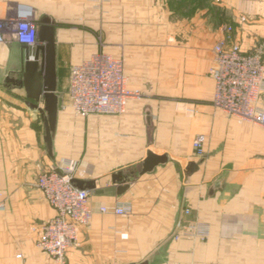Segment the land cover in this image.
Instances as JSON below:
<instances>
[{
  "label": "crops",
  "instance_id": "crops-1",
  "mask_svg": "<svg viewBox=\"0 0 264 264\" xmlns=\"http://www.w3.org/2000/svg\"><path fill=\"white\" fill-rule=\"evenodd\" d=\"M17 7L32 10L38 28L48 19L54 29L58 104L49 154L43 117L11 83L28 51L4 34L0 264H54L35 245L38 228L54 216L36 180L61 160L76 163L75 180L95 184L92 219L78 228L65 264H264V127L214 107L209 75L227 26L243 52L261 48L264 60V0H0V20ZM98 52L122 60L141 98L122 115L83 118L57 85ZM198 135L200 157L192 150ZM149 152L167 162L141 174ZM117 173L128 189L104 192ZM118 203L130 204L131 214H113ZM185 219L208 225L209 237L175 241Z\"/></svg>",
  "mask_w": 264,
  "mask_h": 264
},
{
  "label": "built area",
  "instance_id": "built-area-1",
  "mask_svg": "<svg viewBox=\"0 0 264 264\" xmlns=\"http://www.w3.org/2000/svg\"><path fill=\"white\" fill-rule=\"evenodd\" d=\"M37 31L38 26L29 8H13L4 20H0V41L4 34H8L28 51L29 59L33 58L37 47ZM224 32V38L213 48V65L209 71L214 81L213 105L240 122L264 127L262 49L245 53L238 43L231 40L232 27L227 26ZM66 98L68 107L80 117L117 116L125 113L129 100L140 99L141 93L129 87L121 59L98 52L70 68ZM204 143V136L194 138L192 150L195 156H202ZM77 170L76 163L61 160L56 168L42 172L36 180V188L54 216L38 228L35 245L54 264L66 263L68 250L77 246L78 228L87 227L93 216L89 191L78 189L72 182ZM3 210L4 205L0 204V211ZM99 211L105 213L107 210L101 208ZM131 212L128 203H118L113 209L117 216H128ZM182 214L184 218L188 217L189 209H184ZM209 233L208 225L185 219L179 224L173 239L206 240Z\"/></svg>",
  "mask_w": 264,
  "mask_h": 264
},
{
  "label": "water",
  "instance_id": "water-1",
  "mask_svg": "<svg viewBox=\"0 0 264 264\" xmlns=\"http://www.w3.org/2000/svg\"><path fill=\"white\" fill-rule=\"evenodd\" d=\"M37 40L40 43L36 47L33 58L26 56L23 64L21 78L12 80L11 83L24 90L28 105L37 109L43 117L44 142L49 154H51V133L54 130L57 115L58 98L56 95V68L54 29L48 19H43L37 31ZM43 103V109H38L39 103ZM167 162V156H157L149 152L142 163L141 174L151 172L158 165ZM193 165L190 166L192 168ZM74 185L81 190H95L94 182L73 180ZM113 187L103 190L106 193L115 192L123 194L128 189L126 177L121 173L112 176ZM98 191L97 193H101Z\"/></svg>",
  "mask_w": 264,
  "mask_h": 264
},
{
  "label": "rangeland",
  "instance_id": "rangeland-1",
  "mask_svg": "<svg viewBox=\"0 0 264 264\" xmlns=\"http://www.w3.org/2000/svg\"><path fill=\"white\" fill-rule=\"evenodd\" d=\"M68 79H69V74H68V76H63L62 77V81L59 82V84L57 85V90L59 89L58 91H63L65 93H67V90H68Z\"/></svg>",
  "mask_w": 264,
  "mask_h": 264
}]
</instances>
